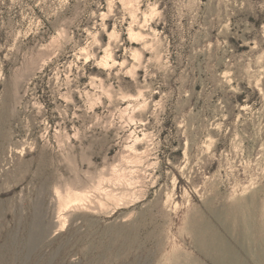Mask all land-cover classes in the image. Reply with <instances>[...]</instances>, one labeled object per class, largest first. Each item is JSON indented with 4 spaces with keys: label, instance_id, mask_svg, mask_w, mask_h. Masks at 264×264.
Masks as SVG:
<instances>
[{
    "label": "rangeland",
    "instance_id": "374dc122",
    "mask_svg": "<svg viewBox=\"0 0 264 264\" xmlns=\"http://www.w3.org/2000/svg\"><path fill=\"white\" fill-rule=\"evenodd\" d=\"M198 234L264 264V0H0V264H220Z\"/></svg>",
    "mask_w": 264,
    "mask_h": 264
},
{
    "label": "bare ground",
    "instance_id": "6f19581e",
    "mask_svg": "<svg viewBox=\"0 0 264 264\" xmlns=\"http://www.w3.org/2000/svg\"><path fill=\"white\" fill-rule=\"evenodd\" d=\"M70 198V197H69ZM86 199L85 194H75L73 200L70 199L71 202L80 203ZM198 242L208 251H211L214 256H216L217 260L220 264H239L234 256H232L223 246H217L216 244L210 242V240H206L203 234L197 236ZM214 244V245H213Z\"/></svg>",
    "mask_w": 264,
    "mask_h": 264
}]
</instances>
